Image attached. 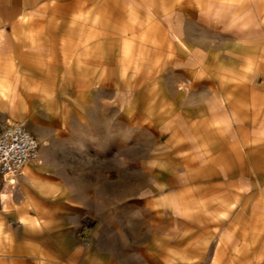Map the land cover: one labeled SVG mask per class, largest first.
Returning <instances> with one entry per match:
<instances>
[{
	"label": "clouds",
	"instance_id": "obj_1",
	"mask_svg": "<svg viewBox=\"0 0 264 264\" xmlns=\"http://www.w3.org/2000/svg\"><path fill=\"white\" fill-rule=\"evenodd\" d=\"M62 7L0 6L9 25L0 27V118L63 121L74 103L66 86L83 99L114 79L119 107L94 123L119 142L106 167L122 180L108 185L97 175L90 184L68 174L52 147L58 132L42 127L31 157L0 189V264H146L145 256L152 264H264V0ZM186 11L200 25L194 35ZM176 70L183 79L170 91L163 77ZM145 125L159 142L142 138ZM131 200L142 206L120 217ZM56 201L83 204L99 222L91 243L65 249L64 259L34 239L59 227L45 204Z\"/></svg>",
	"mask_w": 264,
	"mask_h": 264
},
{
	"label": "rangeland",
	"instance_id": "obj_2",
	"mask_svg": "<svg viewBox=\"0 0 264 264\" xmlns=\"http://www.w3.org/2000/svg\"><path fill=\"white\" fill-rule=\"evenodd\" d=\"M190 20L188 22L189 35H194L199 31L200 25L196 20L195 13L189 12ZM187 29V30H188ZM183 79V73L180 70L175 72L169 71L164 74L163 86L170 91L174 90L175 85ZM260 77L256 79V85L261 83ZM114 81V83H113ZM116 82L110 80V84L102 93L96 92L87 94L83 99L76 96L74 87H65V92L72 98L71 114L69 118L63 121L51 120L44 121L39 116H34L27 121H20L18 123L36 139L37 135L42 127L48 129V134L58 132L53 144V150L55 156L66 167L65 170L68 174L79 173L90 184L96 182L97 175H100L103 182L108 185H117L121 183L122 177L114 170L107 168L108 158L111 156L112 150L119 146V142L115 139H110L102 132H99L95 127V121L99 119L101 111L105 110L106 114H111L119 107V100L113 99L116 95ZM203 84L196 87H202ZM112 100V104H105V101ZM143 97H137V105L142 106ZM135 118V117H134ZM119 119L124 120V116L121 115ZM150 135L155 142H159V134L153 128H148L147 125L142 129L143 136ZM142 201L131 200L122 205L118 214L120 217H124L131 210L142 206ZM66 208L75 209L76 220V243L77 244H90L96 230L99 227L97 217L88 210L83 204H77L72 206L70 203H66ZM73 212V210H72ZM261 239H264L262 237ZM135 251H141L142 249H132ZM146 264H152V261L144 257Z\"/></svg>",
	"mask_w": 264,
	"mask_h": 264
},
{
	"label": "crops",
	"instance_id": "obj_3",
	"mask_svg": "<svg viewBox=\"0 0 264 264\" xmlns=\"http://www.w3.org/2000/svg\"><path fill=\"white\" fill-rule=\"evenodd\" d=\"M59 2L63 5L61 11L65 12L72 7L74 0H59ZM12 3L18 8L20 5V0H12ZM6 4H7V0H0V6H5ZM186 14L189 16V12L186 11ZM6 19L7 17H0V27H3L5 32L9 31V25L3 22ZM189 20L185 22L184 27L186 32L188 29ZM109 84H110V80L103 81L96 89L91 90L88 94H92V93L94 94L99 91L100 93H102L105 89H107V86ZM10 125L12 124H9L5 118H0V131ZM6 183L7 180L5 178L0 177V189H2ZM21 198H22L21 192L13 193L14 200L18 201ZM45 204L48 210L50 211V213L52 214V217L57 221H59V227L50 233H46L43 234L42 236L34 237V239H36L39 243H41L42 247H44L46 251H48L52 255L58 256L60 259H64L65 258L64 250L70 249L74 245H77L76 243L77 226H76L75 212H74L75 209L66 208V202H62V201L45 202ZM6 220L11 222V226L13 229L19 230L20 226L14 222V216L6 217ZM23 264H32V260L25 258Z\"/></svg>",
	"mask_w": 264,
	"mask_h": 264
},
{
	"label": "built area",
	"instance_id": "obj_4",
	"mask_svg": "<svg viewBox=\"0 0 264 264\" xmlns=\"http://www.w3.org/2000/svg\"><path fill=\"white\" fill-rule=\"evenodd\" d=\"M35 138L20 123H14L0 131V177L7 182L18 175L15 169L22 167L31 157Z\"/></svg>",
	"mask_w": 264,
	"mask_h": 264
}]
</instances>
